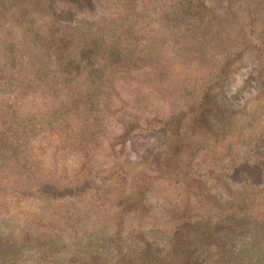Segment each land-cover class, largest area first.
Listing matches in <instances>:
<instances>
[{
    "label": "rangeland",
    "instance_id": "obj_1",
    "mask_svg": "<svg viewBox=\"0 0 264 264\" xmlns=\"http://www.w3.org/2000/svg\"><path fill=\"white\" fill-rule=\"evenodd\" d=\"M0 264H264V0H0Z\"/></svg>",
    "mask_w": 264,
    "mask_h": 264
}]
</instances>
